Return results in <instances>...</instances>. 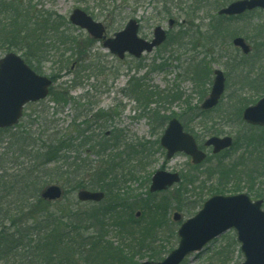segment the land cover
I'll return each instance as SVG.
<instances>
[{
	"label": "rangeland",
	"instance_id": "obj_1",
	"mask_svg": "<svg viewBox=\"0 0 264 264\" xmlns=\"http://www.w3.org/2000/svg\"><path fill=\"white\" fill-rule=\"evenodd\" d=\"M5 1L15 8L10 11V19H26L22 11L30 5L31 19L38 14L39 21L30 25L32 33L20 42L21 50L3 47L7 37L4 33L0 37V57L9 51L17 52L36 71L54 80L46 99L26 106L23 125L31 124L39 135L66 129L75 137L77 128L73 124L103 110L109 117L87 119L90 122L88 128L83 127L85 135L106 139L118 131V149L125 150L128 143L133 145L125 150L131 157L123 158L119 168L128 176L130 195L138 197L132 206L133 218L138 222L127 227L128 231L159 226L164 243L156 247L176 248L180 223L172 220L175 212L183 220L190 218L214 193H245L264 200V128L248 125L242 119L243 109L264 94L263 10L225 17L217 14L213 0L197 6L195 0H174L171 14L161 13L162 5L156 0ZM77 8L103 23L109 38L129 20L138 19L140 37L152 39L154 28L160 25L168 31V39L140 58L127 54L119 59L104 46V40L94 39L70 23L69 17ZM171 19L175 21L172 27ZM238 36L251 45L250 54L234 46L233 39ZM217 68L226 76L225 93L214 109L202 113L200 106L210 93ZM65 99L70 103L63 108L60 103ZM47 114L54 122H45ZM172 117H178L195 135L208 153L206 162L193 165L185 153L166 158L160 138ZM212 135H230L234 145L213 155L211 148L204 147ZM91 159L97 157L92 155ZM157 170L179 172L183 181L167 191L151 194L150 179ZM108 197L98 204L110 205ZM70 198L77 200L76 191L70 192ZM136 212L141 215L136 217ZM118 236L113 231L109 238L124 244ZM168 253L166 250L163 257ZM133 257L138 263L148 259L136 254ZM243 260L237 233L231 229L191 253L182 264H239ZM128 263L117 260L113 264Z\"/></svg>",
	"mask_w": 264,
	"mask_h": 264
},
{
	"label": "trees",
	"instance_id": "obj_2",
	"mask_svg": "<svg viewBox=\"0 0 264 264\" xmlns=\"http://www.w3.org/2000/svg\"><path fill=\"white\" fill-rule=\"evenodd\" d=\"M173 1L156 3L162 5L161 13L171 14ZM208 1L195 0L194 6ZM213 1L219 9L231 0ZM14 10L13 5L0 0V37L7 34L3 47L21 50L20 42L32 33L30 25H37L38 14L31 19L32 8L27 5L22 11L26 19L13 16L12 20L10 11ZM62 102L64 108L70 100ZM42 112L44 116L45 110ZM92 116L107 119L109 114L100 110L73 124L77 128L75 137L66 129L39 135L31 124L23 125L24 119L15 127L0 129V264H113L117 260L139 264L133 254L141 259L161 260L166 250L172 249L167 245L156 247L164 243L159 226L147 231L127 230L138 222L132 214L138 197L130 195L128 176L120 169L122 159L131 157L125 150L133 145L128 143L125 150L118 149V131L106 139L85 135L83 127L88 128L87 119ZM43 118L50 123L55 120L48 114ZM92 155L97 159L92 160ZM52 183L64 188V196L55 202L45 201L40 191ZM82 188L104 190L110 205L70 198L71 191ZM113 231L124 244L109 238Z\"/></svg>",
	"mask_w": 264,
	"mask_h": 264
},
{
	"label": "water",
	"instance_id": "obj_3",
	"mask_svg": "<svg viewBox=\"0 0 264 264\" xmlns=\"http://www.w3.org/2000/svg\"><path fill=\"white\" fill-rule=\"evenodd\" d=\"M264 9V0H236L219 10V14L239 15L255 8ZM70 20L73 24L86 29L94 38H105L103 23L95 21L92 16L82 9H75ZM174 20L169 21L173 26ZM139 24L135 19L129 20L122 31L114 38L106 39L104 46L117 54L121 59L126 52L140 57L145 51L151 52L167 38L162 26L154 29V38L148 41L138 36ZM235 46L244 53H249L250 47L245 39L237 37L233 40ZM214 82L209 96L202 104V109L215 107L225 91V74L215 70ZM52 80L34 71L25 60L15 52L6 53L0 58V129L13 127L19 123L24 106L29 102L45 99L50 92ZM244 120L252 125L264 127V97L256 104L248 106L243 112ZM233 144L231 136L210 137L205 145L213 146L217 154ZM161 145L167 150V158L171 159L176 153L184 152L192 157L194 164L202 163L207 154L199 148L194 136L185 131L183 124L177 118H172L161 137ZM177 172L157 170L151 179L152 193L167 190L180 182ZM60 185L52 184L45 187L41 197L55 201L63 196ZM77 197L82 202H100L105 198L103 191L81 189ZM138 213L137 215H139ZM174 221H181L179 212L173 215ZM236 229L237 239L245 260L241 264H264V210L262 200L253 201L247 194L236 195L215 194L205 201L202 209L193 217L186 219L178 230L179 244L160 261L144 260L140 264H181L187 255L201 250L212 239L221 236L230 229Z\"/></svg>",
	"mask_w": 264,
	"mask_h": 264
},
{
	"label": "flooded vegetation",
	"instance_id": "obj_4",
	"mask_svg": "<svg viewBox=\"0 0 264 264\" xmlns=\"http://www.w3.org/2000/svg\"><path fill=\"white\" fill-rule=\"evenodd\" d=\"M148 40H151V39H148ZM210 148H212V147H210Z\"/></svg>",
	"mask_w": 264,
	"mask_h": 264
}]
</instances>
